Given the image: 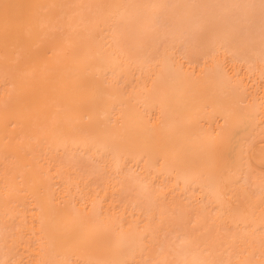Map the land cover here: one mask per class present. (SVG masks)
<instances>
[{"label":"bare ground","instance_id":"6f19581e","mask_svg":"<svg viewBox=\"0 0 264 264\" xmlns=\"http://www.w3.org/2000/svg\"><path fill=\"white\" fill-rule=\"evenodd\" d=\"M209 1L0 0V264H264V183L244 186L246 150L227 165L247 71L216 61L262 65L264 37L241 39L223 15L234 4ZM161 41L172 46L148 54ZM178 46L190 64L200 50L217 63L191 71ZM180 219L191 228L174 236Z\"/></svg>","mask_w":264,"mask_h":264},{"label":"rangeland","instance_id":"374dc122","mask_svg":"<svg viewBox=\"0 0 264 264\" xmlns=\"http://www.w3.org/2000/svg\"><path fill=\"white\" fill-rule=\"evenodd\" d=\"M202 1V0H201ZM210 1H214V2H220V1H215V0H210ZM209 1V2H210ZM228 1V2H227ZM234 1V2H233ZM249 1V3H253L254 5H250L249 3H246V2H248ZM261 1H263V2H261ZM208 2V3H209ZM213 2V3H214ZM238 2H241L242 4L240 5V3H238ZM258 2H260V3H258ZM196 3H198V1L196 2ZM207 3V2H206ZM212 3V4H213ZM231 3V5L232 4H234V5H232L231 7H233V9L230 11V12H226V13H223V15L224 16H226L225 14H228L227 16L229 17L230 16V18L229 19H231V23L232 24H234L235 25V21H239V23H240V28H243V29H245V32H246V30L247 31H249V33L246 35L245 34V36L243 35V38H241V39H244V37H247V38H245V39H249V37L251 38L252 37V40H253V37L255 38V36L257 37V38H261V37H264V30H263V27L261 26V24L263 23V25H264V0H236V2H235V0H221V3H220V5L222 6V9H224L223 7L225 6V7H230V4ZM236 3H238V4H236ZM258 3V4H257ZM201 4V3H200ZM199 4V5H200ZM215 4V3H214ZM219 4V3H218ZM244 4H246L245 6H247V7H251L252 6V8H251V10H249V8H241V7H243L244 6ZM248 4V5H247ZM227 5V6H226ZM239 6V9H238V6ZM250 5V6H249ZM257 5V6H256ZM201 6V5H200ZM208 6V5H207ZM210 6V5H209ZM216 6H217V4H216ZM244 6V7H245ZM253 6H255V7H253ZM237 7V8H236ZM260 7H263L262 9V12L259 10V8ZM210 8H211V6H210ZM212 8H214L213 6H212ZM217 8H218V6H217ZM221 8V7H220ZM215 9V8H214ZM222 9H220V10H222ZM246 9H248V12H246V13H244V10H246ZM261 9V8H260ZM180 10V9H179ZM195 10H197V9H195ZM205 10H209L208 8L207 9H205ZM204 10V11H205ZM211 10V9H210ZM209 10V11H210ZM216 10V9H215ZM235 10V11H234ZM237 10V11H236ZM259 10V11H258ZM192 11V10H191ZM198 11V10H197ZM203 11V10H202ZM213 11V10H212ZM247 11V10H246ZM255 11H257L256 13H254ZM143 12V11H142ZM184 12V11H183ZM195 12V11H194ZM200 12V9H199V11H198V13ZM208 12V11H207ZM236 12V13H235ZM184 13H186V12H184ZM218 13V12H217ZM234 13V14H233ZM258 13V14H257ZM146 14H148V12H146ZM193 14V13H192ZM195 14H197V12H195ZM201 14V13H200ZM203 14V13H202ZM201 14V15H202ZM204 14H206V12L204 13ZM208 14H210V12L208 13ZM207 14V15H208ZM216 14V13H215ZM236 14V15H235ZM237 14H239V16H237ZM242 14V15H241ZM245 14V15H244ZM261 14V15H260ZM188 15H191V14H188ZM199 15V14H198ZM221 15V14H220ZM222 15V16H223ZM143 17L145 16V11H144V14L142 15ZM193 16V15H192ZM217 16H218V14H217ZM243 16H246V18L247 17H249L250 18V20H254L253 22H252V28H246V26H247V24L244 26V25H242L241 23H243L244 21H248V22H250L248 19L246 20ZM194 17V16H193ZM200 17V16H199ZM239 17H240V19H239ZM195 18V17H194ZM220 18V17H219ZM243 18V20H241ZM260 18V19H259ZM198 18H196V20H197ZM218 18H216V20H217ZM223 19V18H222ZM224 19H226L225 17H224ZM228 19V18H227ZM226 19V20H227ZM219 20V19H218ZM226 20L224 21V20H221L220 22H223L224 21V23L226 22ZM235 20V21H234ZM195 21V20H194ZM188 22H190L189 24L191 25V23H193V20H192V22L191 21H188ZM187 22V23H188ZM217 22V21H216ZM219 22V21H218ZM227 22H230V21H228L227 20ZM227 22H226V24H227ZM236 22V23H237ZM223 23V24H224ZM246 22H244L243 24H245ZM251 23V22H250ZM225 24V25H226ZM232 24H228V25H226V26H223L222 25V28H227V27H229L230 25H232ZM238 24V23H237ZM221 25V24H220ZM192 26V25H191ZM218 26H219V24H218ZM250 25H248V27H249ZM260 26L262 27V29H261V31L263 30V35H261L262 34V32L260 31ZM183 26H181V28H182ZM185 27V26H184ZM220 27V26H219ZM231 27V26H230ZM186 28V27H185ZM191 29V32H192V30H194L193 28H190ZM243 29H240V31L241 30H243ZM183 30V29H182ZM250 30L252 31V33L250 32ZM244 31L243 32H241L242 34L243 33H245ZM260 32H261V34H260ZM195 33V32H194ZM197 33V32H196ZM241 33H239V34H241ZM254 35V36H250V35ZM199 35V34H198ZM206 35V34H205ZM260 35V36H259ZM259 36V37H258ZM206 38H207V35L205 36ZM168 37H166L164 40H166ZM202 38V37H201ZM209 38V37H208ZM257 38H255V40H257ZM260 38L257 40V41H259L260 40ZM98 39V38H97ZM130 40V44L133 46V44L135 45L136 44V39H135V37H131V39H129ZM156 38L155 39H152V41H154V42H156ZM168 40H169V38H168ZM204 41V40H203ZM202 41V42H203ZM135 42V43H134ZM169 42H170V40H169ZM256 42V41H255ZM156 43H158V40H157V42ZM162 43V44H161ZM161 43H159V44H161L160 45V47L158 46V49L156 50V48H155V50L156 51H154V49L152 50L150 47H152V44H150V43H148V44H150L151 46L149 47L150 48V52H149V50L147 49V52H148V54H150V53H152V51L155 53V52H157V54H159L158 53V50H159V52L160 51H164V49H166V48H168V47H166L165 45H168V46H172L170 43V45L169 44H167L168 43V41H161ZM166 43V44H165ZM174 43V42H173ZM191 43H193L192 41H191ZM147 44V45H148ZM204 44L205 43H203L202 44V50L204 51V53L206 52L205 51V49H204ZM154 45V44H153ZM157 45V44H156ZM155 45V47H157ZM163 45V46H162ZM189 46L190 45H192V44H188ZM149 46V45H148ZM176 46V45H175ZM154 47V46H153ZM163 47H165V48H163ZM182 47V46H181ZM180 46H178L176 49H174V50H177L176 51V54L178 55V57H180L181 59V61H183V62H185L184 64L185 65H188V64H190V63H188V60L187 59H185L184 58V56H185V54H186V49H185V51L183 50V48H181ZM147 48V47H146ZM146 50L144 47H140V49H139V52L141 53V50ZM163 49V50H162ZM181 49V51L183 50V52H180L179 50ZM173 50V51H174ZM199 50H200V48H199ZM264 50V49H263ZM203 51H201L200 50V52H201V54L199 53L198 55H200V56H198V55H195L194 57L196 58V59H198V60H196L195 58V60L196 61H198V62H196L194 59H193V63H191L190 65H191V67L190 68H192L193 67V70H191L188 66H187V69H189V71L191 70V71H194L195 70V72H196V70H199V69H201V70H203L205 67H207V65H209V67L211 66V64L212 65H214V62L213 61H215L216 59V61L217 62H219V65L217 64V66H219L218 68H219V70H220V73L221 72H224V71H228V75L231 77L232 75L234 76L235 74H232L231 75V73L233 72V73H236V72H234V68H233V66H241V68H240V70H239V72L237 71V76H239V74H242V75H244V72H245V70L247 71V72H245V75H246V77L244 78V79H246L247 78V81H245V80H243V81H245V82H243V81H241V85H243V87H244V83H246L247 85H246V91L245 90H241V89H239L240 88V86H238L239 88H237V89H239V90H237V93H243L242 94V97H241V101H243L242 103H240V110L238 111V114H240V116H239V119H240V125L239 126H237V128H238V132H236V133H232L231 134V136L233 137L230 141H229V143L227 144V146H226V149H227V151H228V160H227V165H228V167H230L231 169H232V171L233 172H235V170L237 169V167H238V162H237V158H238V156H239V154L241 153V151H242V149L243 150H246V151H248L247 152V154L245 153V157H249L250 159L248 160V157L247 158H245V161L247 162V168H248V170H250V173H248V178H247V181L245 182V187H247L249 190H251L252 192H254L255 191V189L254 188H252V186H255L256 187V185H258L257 183H264V160L263 161H260L259 162V164H256V162H258V161H256V159H254V160H252L253 159V157L250 155V154H253V153H255V152H259V153H263L264 154V133L263 132H257V131H255L254 129H255V124H256V121H258L259 119H260V117H261V115H263V109L262 108H264L263 106L261 107V109L258 107V101L261 99L258 95H260V93L263 91V89L264 88H262V87H264V85H263V82H264V78L262 77V74H263V72H264V70L262 71V74H260V73H258V72H261V71H259L260 69H264V62L263 63H261L262 65H260V62L261 61H259V64H258V62L257 63H254L255 64V69L254 68H252L251 66H254V64L252 63H249L251 66H249V67H244V69L242 68L244 65L240 62L239 63V61H230L229 59H230V57H229V54L226 56V55H224L223 53H220L221 54V56H220V54H217L218 56L216 57V59H212L213 61H210V59H204V60H206V62H204V60L202 61V54H203ZM138 52V51H137ZM138 52V53H139ZM143 52V51H142ZM162 52H160V53H162ZM175 52V51H174ZM182 53V54H181ZM142 54H145L144 55V57H147V54L146 53H142ZM176 55V56H177ZM225 57H223V56ZM231 55V54H230ZM143 56V55H142ZM215 56H216V54H215ZM215 56L213 57V58H215ZM201 57V58H200ZM222 57V58H221ZM177 58V57H176ZM199 58L201 59L200 61H199ZM228 58V59H227ZM218 59H220L219 61H218ZM224 59V60H223ZM232 59V58H231ZM179 58L178 59H176V61H178V63H179ZM207 60H208V64H207ZM223 60V61H222ZM215 61V63H217ZM194 62H195V64H194ZM212 62V63H211ZM243 62V61H242ZM188 63V64H187ZM205 65H204V64ZM244 63V62H243ZM231 64V65H230ZM238 64V65H237ZM183 65V64H182ZM189 65V66H190ZM260 65V66H259ZM183 67H184V65H183ZM186 67V66H185ZM194 67H196V68H194ZM251 67V68H250ZM260 67H262V68H260ZM203 68V69H202ZM246 68V69H245ZM253 69V70H251L250 71V69ZM259 68V69H258ZM184 69H186V68H184ZM186 69V70H187ZM242 69V70H241ZM235 70H236V67H235ZM200 71V70H199ZM240 71H241V73H240ZM198 72V71H197ZM239 73V74H238ZM197 74V73H196ZM242 75H240V78H241V76ZM244 75V76H245ZM264 75V74H263ZM239 78V77H238ZM242 78H243V76H242ZM233 79V81H231L232 83H233V85H234V80H235V78L233 77V78H231V80ZM237 79V78H236ZM241 80V79H240ZM261 81V82H260ZM230 83V82H229ZM258 83V84H257ZM240 84V83H239ZM261 85H263V86H261ZM230 86H231V84H230ZM245 88V87H244ZM243 88V89H244ZM261 88V89H260ZM0 91H1V89H0ZM254 92V93H253ZM250 93L252 94V96L250 95ZM250 96H249V95ZM262 94H263V92H262ZM260 96H262V95H260ZM240 97V96H239ZM259 97V98H258ZM263 110V111H262ZM262 112V113H261ZM260 113H261V115H260ZM250 116L251 115V121H248V117L247 118H243L242 116ZM241 117H242V119H241ZM263 117V116H262ZM261 117V119L260 120H263L264 118H262ZM246 119V120H245ZM220 122L221 121V119L219 120H217V122ZM223 122V121H222ZM216 123V122H215ZM214 123V127L216 128V127H218L216 124ZM262 123V122H261ZM219 124H222L221 122L219 123ZM261 133V134H260ZM242 139V140H241ZM250 148H252V151L251 152H249V149ZM76 158L77 159H79V160H86V159H84V157H83V155H80V154H77L76 153ZM81 158H83V159H81ZM247 159V160H246ZM249 161H250V163H249ZM254 161V162H253ZM252 162V163H251ZM91 163H93V162H91ZM249 164H251V166L249 165ZM254 164H255V166H254ZM97 165H99V166H97ZM134 165V164H133ZM133 165H128V169H130ZM253 165V166H252ZM261 165V166H260ZM258 168H257V167ZM102 167H103V165L102 164H100V163H98V162H95L94 164H93V166H91V171H95L96 172V170L97 169H100V170H102ZM250 167V168H249ZM140 168V167H139ZM139 168H137L136 166H134V167H132L131 168V171L133 170V171H135L136 172V174L138 173V174H140V173H142V172H139L140 171V169ZM252 168H253V170L254 171H252ZM141 171H142V169H141ZM100 172H102V173H96V174H94L93 176H91V180H93L94 182H98L99 183V185H100V183L102 182V176L104 175V171L102 170V171H100ZM102 175V176H101ZM100 176V177H99ZM94 177H96V178H94ZM263 177V178H262ZM100 179V180H98V179ZM246 178V177H245ZM261 181H260V180ZM263 181V182H262ZM250 183V184H249ZM251 183H254V185H252ZM256 183V184H255ZM95 184H97V183H95ZM252 185V186H251ZM254 190V191H253ZM181 191H182V189L181 190H179V188L175 191V192H172V197H174L175 199H177L180 195H181ZM177 192V193H176ZM183 192V191H182ZM129 193V192H128ZM178 193H180L179 195H178ZM131 194V193H130ZM129 194V198H131L132 196ZM133 194V193H132ZM131 196V197H130ZM170 196V197H171ZM183 196V195H182ZM187 196V195H186ZM194 197H192L191 199H189V198H187V197H179L178 199V203H179V201L182 203V204H185L186 203V205H188V208H191L190 210H192V211H195L196 209H198V207H200V205H201V203H202V200H201V198H200V193L199 192H197L196 191V193L193 195ZM125 197H128V195L127 194H125L124 193V195H123V198L125 199ZM174 201V200H173ZM176 201V200H175ZM195 201V202H194ZM193 206V207H192ZM194 208V209H193ZM131 209V208H130ZM215 211V210H214ZM194 213V212H193ZM212 214H214V212L212 213ZM193 215V214H192ZM182 222V223H181ZM184 219H180V220H177V224L178 225H176V226H174V232L176 231V233H173L174 234V236L177 234V236L179 235H182L185 231L186 232H189L188 231V229L189 228H191V225L189 226H182L183 224H184ZM192 223V222H191ZM176 228V229H175ZM181 228H183V229H181ZM173 230V229H172ZM183 230V231H182ZM182 232V233H181ZM179 233V234H178ZM173 234H171L170 236H168L169 238H167L166 240H167V242L168 241H170V242H168V243H171L172 241H175L176 240V238L177 237H175L174 238V236H173ZM172 240V241H171ZM173 243V242H172ZM256 258V257H255ZM254 258V259H255ZM258 258V257H257ZM253 258L251 257V260H252ZM234 260H236V259H234ZM238 260V259H237ZM257 260V259H256ZM255 261V260H254ZM252 262V261H251Z\"/></svg>","mask_w":264,"mask_h":264}]
</instances>
